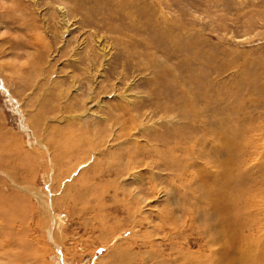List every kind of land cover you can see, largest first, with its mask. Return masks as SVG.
<instances>
[{"label": "rangeland", "instance_id": "374dc122", "mask_svg": "<svg viewBox=\"0 0 264 264\" xmlns=\"http://www.w3.org/2000/svg\"><path fill=\"white\" fill-rule=\"evenodd\" d=\"M0 170V264H264V0H0Z\"/></svg>", "mask_w": 264, "mask_h": 264}, {"label": "bare ground", "instance_id": "6f19581e", "mask_svg": "<svg viewBox=\"0 0 264 264\" xmlns=\"http://www.w3.org/2000/svg\"><path fill=\"white\" fill-rule=\"evenodd\" d=\"M19 8V7H18ZM64 10V9H63ZM56 12V11H55ZM63 17H64V15H63ZM62 18V17H61ZM65 18H66V16H65ZM64 20V19H63ZM59 21V23H60V20H58ZM64 22V21H63ZM65 24V23H64ZM63 25V24H62ZM69 28V27H68ZM37 30V29H36ZM33 33V32H32ZM34 33H35V31H34ZM40 34L41 33H39V36H40ZM35 35H36V33H35ZM43 35V34H42ZM38 36V35H37ZM32 39H33V37H32ZM36 39V38H35ZM44 39V38H43ZM31 40V39H30ZM37 41V40H36ZM33 42V41H32ZM40 42V41H39ZM42 43H43V41H41ZM35 43H37V42H35ZM39 44V43H38ZM45 44H47V43H45ZM38 46H41V45H38ZM32 48H34V47H32ZM37 48V47H36ZM37 52H38V50H36ZM40 54H41V52H40ZM39 54V55H40ZM43 55V54H42ZM29 58V57H28ZM16 65V64H15ZM19 66V65H18ZM16 68H18V67H16ZM20 70V69H19ZM18 72V71H17ZM120 96V95H119ZM124 97H126V95H124ZM130 105H131V103H129ZM128 111L130 112V109H128ZM125 112V114H128V116L130 115L129 114V112ZM119 117V116H118ZM106 120V119H105ZM112 122H113V120H112ZM118 122V121H117ZM121 123V122H120ZM224 123V122H223ZM225 124V123H224ZM117 126V125H116ZM115 126V127H116ZM122 127H124L125 128V126H122ZM164 127V126H163ZM123 128V129H124ZM193 128V130L194 131H196V128L195 127H192ZM123 129H119V133H121L122 135L124 134L125 135V132L123 131ZM233 129V128H232ZM118 130V129H117ZM116 131V130H115ZM34 136L35 137H37L38 138V133H37V131H36V129H34ZM118 132V131H117ZM124 132V133H123ZM165 128L162 130V131H156L155 132V137L152 135V139L153 140H155L156 141V150L159 152V156L160 157H163L165 154H167V152L169 151H171V149L169 148L171 145H170V140L169 139H166L165 138ZM216 133V132H215ZM230 133V132H229ZM114 134H116V133H114ZM232 134H233V132H232ZM120 135V134H119ZM121 135V136H122ZM7 140H9V139H7ZM11 140V139H10ZM215 141V140H214ZM216 142V141H215ZM228 142V141H227ZM125 144V143H124ZM154 144V143H153ZM230 144V143H229ZM116 145V144H115ZM114 146V145H113ZM121 146V145H120ZM96 147V146H95ZM158 147V148H157ZM21 148V147H20ZM19 149V148H18ZM217 149V148H216ZM13 150V149H12ZM129 151V149L128 150H126L125 151V153H121V157L123 156V158L124 157H127L128 156V154H127V152ZM94 152V151H93ZM21 156V155H20ZM232 156V155H231ZM229 158V157H228ZM127 159H129V160H132V159H134L135 160V163L137 162L136 161V159L134 158V157H132V158H128L127 157ZM230 159V158H229ZM152 160V159H151ZM1 161H3V164L4 165H9L10 163H9V159L8 158H6L5 159V161L4 160H1ZM8 163H7V162ZM223 161V160H222ZM18 162V161H17ZM157 162V161H156ZM17 164V163H16ZM25 165H26V163H21V164H17V165H15V164H10V166L12 167V168H14V169H16V171H17V174H19L20 175V178L19 179H17L16 180V187H13V190H12V193H10V194H12V196L13 195H15V197L16 196H18V197H21L22 198V196L24 197L25 196V194H26V191H28V187L27 186H24L23 185V183H25L26 181H27V179H26V177L25 176H23V175H21L20 173H24V172H29L28 171V168L26 169V167H25ZM78 165V164H77ZM6 167V166H5ZM222 168V167H221ZM74 169H76V168H74ZM74 169H72V170H74ZM5 170V169H4ZM9 170V169H8ZM71 170V171H72ZM120 170H122V168H120ZM223 170V169H222ZM231 170V169H230ZM1 171V170H0ZM123 171V170H122ZM121 171V172H122ZM4 172V171H3ZM9 173H10V171H8ZM72 173H73V171H72ZM71 173V174H72ZM226 173H229V171L228 172H226ZM5 174H7V173H5ZM14 174V173H13ZM13 174H12V176H13ZM204 174V173H203ZM230 174H232V173H230ZM18 175V176H19ZM28 175V174H27ZM58 175V174H57ZM10 176V175H9ZM15 176V175H14ZM17 176V175H16ZM197 176V175H196ZM201 176V175H200ZM203 176V175H202ZM201 176V177H202ZM227 176V175H226ZM231 176V175H230ZM68 177H70V174L68 175V176H66V177H64L61 181L64 183L63 184V186H64V190H67V189H70L71 187H73V186H75V185H73V182H72V184H69V183H65L63 180H67V178ZM199 177V176H198ZM204 177V176H203ZM232 177V176H231ZM76 177H74L73 178V180L75 179ZM219 178V177H218ZM230 178V177H229ZM199 179V178H198ZM205 179V178H204ZM15 180V179H14ZM60 181V182H61ZM230 181V180H229ZM3 182V181H2ZM79 182V181H78ZM228 182V181H227ZM206 185V184H205ZM61 186H62V183H61ZM27 187V188H26ZM231 187V186H230ZM232 188V187H231ZM3 191V190H2ZM1 191V192H2ZM229 192V191H228ZM28 193V192H27ZM78 193V192H77ZM2 194V193H1ZM1 194H0V196H1ZM9 194V193H8ZM206 195V194H205ZM232 195V194H231ZM27 196V195H26ZM25 196V197H26ZM5 197V196H4ZM14 197V196H13ZM0 198H2V196L0 197ZM9 198V197H8ZM10 199V198H9ZM16 199V198H15ZM20 198H18V200H19ZM26 199V198H25ZM28 199V198H27ZM4 200V199H3ZM11 200H14V198H11ZM225 201V200H224ZM22 202V201H21ZM13 203H15L14 201H13ZM17 203V202H16ZM24 203H27V204H24ZM24 203H21L22 204V206H23V208L21 207V209H20V206H18V212H24V210L25 211H29V210H31V214H32V216L34 217L35 215H36V213L34 212V210L32 209V206H31V204H30V202L27 200L26 202L24 201ZM20 204V205H21ZM18 205H19V203H18ZM27 205V206H26ZM247 205V204H246ZM16 206L17 205H15V207L14 208H16ZM41 206V205H40ZM65 206V205H64ZM75 206H76V204H70L69 206H68V209L72 212V215L74 214L75 215V213H77V215L75 216V217H78V216H80L81 214H82V210L81 209H79V208H75ZM228 206V205H227ZM12 207V206H11ZM77 207V206H76ZM83 208H85V207H83ZM208 208V207H207ZM219 211V210H218ZM238 211V210H237ZM0 212H2V211H0ZM14 212V211H13ZM212 212V211H211ZM226 212V211H225ZM10 213V212H9ZM216 213V212H215ZM15 214H17V212L15 213ZM79 214V215H78ZM213 214V213H212ZM263 214V213H262ZM20 214H18V217H20L19 216ZM73 215V216H74ZM26 216L27 215H24L23 217H20V219H21V225H19V227H17V226H14V225H11V226H8V227H5V226H3V227H1L0 229L1 230H3V229H5L6 230V232L8 233V234H14V236H17L18 234H19V232H23V233H26L27 234V236H29V232H28V227H27V224L24 226V223H25V221L27 220L26 219ZM208 216V215H207ZM8 217V216H7ZM209 217V216H208ZM218 218V217H217ZM5 219V218H4ZM7 219V218H6ZM9 220V219H8ZM12 220L13 219H11V221L9 220V222H12ZM224 220V219H223ZM212 221V220H211ZM222 221V220H221ZM1 222V221H0ZM33 222V221H32ZM223 222V221H222ZM42 223V222H41ZM3 224H5V223H3ZM217 225H218V223H217ZM223 225V224H222ZM36 227V226H35ZM35 227H33V228H31V227H29L30 228V230H33V232H32V234L33 235H35V233H36V231H35ZM60 228H62V231H64V229H63V227H60ZM257 228V227H256ZM209 229V228H208ZM257 230H259V229H257ZM252 231V230H251ZM262 231V230H261ZM59 233V232H58ZM250 233H252V232H250ZM260 233V232H259ZM208 234V233H207ZM213 234H214V232H213ZM219 234H221V233H219ZM218 234V235H219ZM251 235V234H250ZM256 235V234H255ZM228 236V235H227ZM262 236H264V235H262ZM250 237V236H249ZM8 238V237H7ZM30 238V237H29ZM227 238V237H226ZM232 238V237H231ZM230 237H228L227 239H231ZM10 239H11V237H10ZM33 240V239H32ZM9 241V240H8ZM231 241V240H230ZM26 242H27V247H29V246H31V245H33L34 243H32L30 240H26ZM35 243H36V241H35ZM211 244V243H210ZM7 245V244H6ZM16 245V244H15ZM211 245H213V244H211ZM12 246V245H11ZM211 248V247H210ZM1 251V250H0ZM10 252V251H9ZM181 252V251H180ZM254 252V251H253ZM41 253V252H40ZM217 253V252H216ZM178 254H179V252H178ZM254 254V253H253ZM180 255H182V253L180 254ZM189 255V254H188ZM34 256V255H33ZM35 256H37V255H35ZM17 257V256H16ZM28 257V256H27ZM26 257V259H28ZM192 257V256H191ZM196 257V256H195ZM199 257V256H198ZM30 258H32V257H30ZM176 258V257H175ZM174 258V259H175ZM20 259V258H19ZM177 259V258H176ZM16 260V259H15ZM17 260H18V258H17ZM179 260V259H178ZM177 260V261H178ZM21 261V260H20ZM27 261V260H26ZM33 261H34V259H33ZM32 261V262H33ZM173 261V260H172ZM190 261V260H189ZM196 261H198V260H196ZM203 261V260H202ZM29 262H31V261H29ZM28 262V263H29ZM167 262V261H166ZM199 262V261H198ZM11 263V262H10ZM180 263V262H179ZM200 263V262H199ZM243 263H244V261H243ZM46 264V263H45ZM178 264V263H177ZM200 264H203V263H200ZM213 264V263H212Z\"/></svg>", "mask_w": 264, "mask_h": 264}]
</instances>
